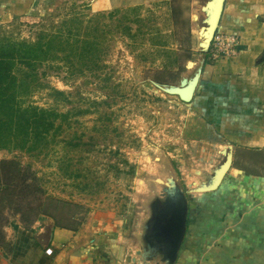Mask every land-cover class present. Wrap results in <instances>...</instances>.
I'll return each mask as SVG.
<instances>
[{
	"label": "rangeland",
	"instance_id": "rangeland-1",
	"mask_svg": "<svg viewBox=\"0 0 264 264\" xmlns=\"http://www.w3.org/2000/svg\"><path fill=\"white\" fill-rule=\"evenodd\" d=\"M102 1L0 0V40L34 42L79 19L80 39L94 43L78 60L15 69L23 106L66 118L44 141L0 151V240L16 220L70 226L94 210L124 211L130 196L140 205L172 167L186 189L203 180L211 151L190 137L194 100L184 104L149 82L174 83L200 58L194 0H130L136 9L101 13ZM3 161L20 164L25 182L6 178L17 169Z\"/></svg>",
	"mask_w": 264,
	"mask_h": 264
},
{
	"label": "crops",
	"instance_id": "crops-1",
	"mask_svg": "<svg viewBox=\"0 0 264 264\" xmlns=\"http://www.w3.org/2000/svg\"><path fill=\"white\" fill-rule=\"evenodd\" d=\"M129 1L103 0L97 8L136 9ZM218 32L238 36L240 49L214 65L207 55L190 137L211 151L201 182L222 163L226 146L233 147V165L216 191L192 194L176 264H264V62L256 64L264 50V0H226ZM135 197L124 211L94 210L70 226L46 216L30 226L16 220L2 230L0 264H126L142 217Z\"/></svg>",
	"mask_w": 264,
	"mask_h": 264
},
{
	"label": "water",
	"instance_id": "water-1",
	"mask_svg": "<svg viewBox=\"0 0 264 264\" xmlns=\"http://www.w3.org/2000/svg\"><path fill=\"white\" fill-rule=\"evenodd\" d=\"M226 0H196L192 20L200 39L198 52L200 58L188 60L186 73L174 83H161L149 80L160 92L177 97L182 103L193 102L207 63V54L218 32ZM264 62V50L256 64ZM221 154L222 163L214 169L204 182L185 188L179 180L175 167L168 169L167 178L154 180L158 188L143 198L142 217L136 222V244L129 253L126 264H176L185 241L190 212L189 197L192 194L216 191L233 165V147L226 146Z\"/></svg>",
	"mask_w": 264,
	"mask_h": 264
},
{
	"label": "trees",
	"instance_id": "trees-1",
	"mask_svg": "<svg viewBox=\"0 0 264 264\" xmlns=\"http://www.w3.org/2000/svg\"><path fill=\"white\" fill-rule=\"evenodd\" d=\"M79 21L63 22L55 34H41L34 42L0 40V151L24 150L30 142L34 145L42 142L52 131L59 129L56 122L66 118V115L51 110L23 106L19 96L20 87L25 84L18 83L15 69L19 64L33 68L50 60H78L90 53L94 43L80 39ZM74 22L76 30L70 27ZM1 164L8 170L12 166L17 169V175L8 171L6 178H21L22 182L27 179V172L20 164L14 161Z\"/></svg>",
	"mask_w": 264,
	"mask_h": 264
},
{
	"label": "built area",
	"instance_id": "built-area-1",
	"mask_svg": "<svg viewBox=\"0 0 264 264\" xmlns=\"http://www.w3.org/2000/svg\"><path fill=\"white\" fill-rule=\"evenodd\" d=\"M240 45L241 41L238 36L217 32L207 54L209 57L208 60L214 62L230 56H235L239 52ZM46 252L52 254L51 249Z\"/></svg>",
	"mask_w": 264,
	"mask_h": 264
}]
</instances>
